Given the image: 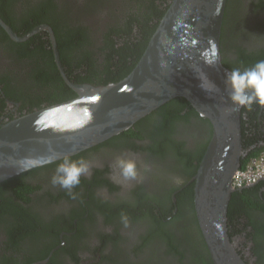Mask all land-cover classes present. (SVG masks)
Wrapping results in <instances>:
<instances>
[{"label":"flooded vegetation","instance_id":"flooded-vegetation-1","mask_svg":"<svg viewBox=\"0 0 264 264\" xmlns=\"http://www.w3.org/2000/svg\"><path fill=\"white\" fill-rule=\"evenodd\" d=\"M170 1L0 0V20L12 34L22 37L39 25H49L53 34L44 29L19 40L0 23V124L48 104L46 95L59 93L52 89L55 81L62 80L66 85L65 78L86 76L87 70L81 65L88 60V72L94 70L93 61L102 70L113 48H122V52L113 55L111 68L115 63H133V56L125 49L130 38L127 33L117 35L118 30H125L129 18L137 13L141 22L146 12L153 13L155 23L158 7L162 14ZM20 3H68L70 8L64 10L67 23L79 27L72 30L73 43L62 37L63 24L54 28L47 15L30 16L31 9ZM232 5L239 13L231 14ZM131 26L135 31L137 21ZM86 28V39L78 40L81 29ZM111 37L115 47L109 42ZM221 42L222 61L231 70L244 71L264 60V0H227ZM82 51L88 55L80 60ZM88 81L84 82L97 84ZM38 96L40 102L30 100ZM176 115L171 134L165 138L168 146L161 145L164 138L159 131L149 138L124 135L109 141L123 131L69 157L83 158L90 170V175H82L70 192L52 183L56 167L63 160L8 180L0 187V264H21L20 260L26 258L34 259L28 264H47L51 258L54 264H204L203 255L212 264L202 245L204 252L193 247L194 240L204 242L192 192L193 177L212 127L182 103L177 105ZM240 125L242 159L264 152V106L253 103L250 111L242 109ZM172 139L178 143L173 144ZM154 145L157 152L150 148ZM118 160L135 163V179L121 175ZM18 184L23 185L22 193L17 191ZM248 190L257 202L248 211L228 210L229 234L249 264H264V180L235 192L246 191L253 197Z\"/></svg>","mask_w":264,"mask_h":264},{"label":"water","instance_id":"water-1","mask_svg":"<svg viewBox=\"0 0 264 264\" xmlns=\"http://www.w3.org/2000/svg\"><path fill=\"white\" fill-rule=\"evenodd\" d=\"M226 1L171 0L136 64L117 82L96 85L65 78L55 50L66 86L76 95L0 124V183L73 157L128 130L172 99L183 100L212 127L192 191L204 248L212 264H249L228 229L231 195L259 180L232 186L234 173L249 158L242 159L241 147L245 107L231 100L232 70L222 63ZM5 27L19 40L39 30L51 31L49 25H39L19 37ZM49 158L52 163H46Z\"/></svg>","mask_w":264,"mask_h":264},{"label":"trees","instance_id":"trees-1","mask_svg":"<svg viewBox=\"0 0 264 264\" xmlns=\"http://www.w3.org/2000/svg\"><path fill=\"white\" fill-rule=\"evenodd\" d=\"M67 4L68 3H64V4L63 3H20L21 6H26L27 8L31 9V14H29L30 16H33V17L40 16L41 18H44V16L47 15L48 16L47 18H50L49 22L51 23V25L54 28L58 27L57 29H59V26H61L63 24L64 25V27H63L64 31L62 32V37L65 36L66 39L67 38L71 39V42H72V38L75 39V36L71 35L72 30L75 31L79 27L69 25L67 23L68 18L66 17V15L68 13L66 11H64L67 9ZM76 5H78V3ZM81 10L82 9H80V11ZM14 13H16V14L18 13V11L16 10V3L14 4ZM81 13L86 14V11L83 10V11H81ZM137 14H135L134 18H132V17L129 18V21L127 23L125 30H118V32H117V35H125L122 33H127V35L129 36L130 40H129V42L126 43L125 49L130 56H133V58H132L133 63H128V64L127 63H120V64L115 63L114 67L111 68L113 65L112 60H111L113 55L114 54L120 55L122 52V48H119V49L113 48L112 54H109L108 57L106 58V60H105L106 63H104V67L102 68V70L99 69L94 64V61H93L92 66L94 67V70L88 72L87 67L88 66L90 67V60H88L85 63V65H81L83 68L84 67L86 68L88 74L86 76L75 75V78L72 77L75 81L84 82V81L89 80V81H93L94 83H97L96 85H103V84H107L109 82H117L120 79H122L124 76H126L131 71V69L136 64V61L139 59L142 52L144 51V49L147 45V42L149 41L150 36L152 35V33L154 32V30L156 28V22L154 23L152 20V19H154L153 13L146 12L144 20L142 22L140 20H137ZM162 14L159 11V7H158V9L155 12V15H156L158 20H160V15L162 17ZM18 16L20 19H23L22 18L23 15L21 16L18 14ZM27 19L28 18L26 17V21L28 22ZM134 20L137 21V24H138V27L135 31L132 30V26H131V24L134 22ZM69 30H70V32H68ZM87 33H88L87 28L81 29L80 36L77 37L78 40L86 39ZM110 41H112L113 47H115L116 41L114 40V38L111 37V40H109V42ZM68 42H70V41L67 40V43ZM58 44L60 45V43H58ZM221 50H222V48H221ZM62 54H63V51H61V56H62ZM80 55L82 56V58L80 60H82L88 54H86V52L82 51V52H80ZM241 56H242L241 58L245 59V57L243 55H241ZM251 61L254 62L256 60L253 57H251ZM222 62L225 66H227L229 68L228 63H226L224 61H222ZM76 64H78V62ZM100 78H102V79H100ZM94 79L98 80V81H95ZM42 85H49V83H44ZM53 85L54 86H52L53 87L52 89L53 90H59V93L55 94V95H46V101H48V104H46V105H51V104H54V103H57L60 101L68 100V99L73 98L76 95L74 93V91L70 90L69 88H67L66 85L63 84L62 80H60L59 82H58V80L55 81V84H53ZM54 98H59V99H54ZM30 100H32L33 102H37V101L40 102L41 98H40V96H38V97L30 98ZM180 103L184 104L185 101L172 99L171 101H169L166 104L159 107L154 112L146 115L145 117H143L142 119L137 121L134 124V127L124 131L123 133H121L120 135H118L116 137H113L112 139H109V141L114 140V139H118L124 135H128L129 137H132L134 135H137V136L141 135V138L144 139L146 137L149 138V137L154 136L155 133L157 131H159L161 134V138H164L162 140H165V142H163L161 140V145L162 146L163 145L164 146L170 145L169 142H166L165 138L169 137V135L171 134V131L173 129V122L177 118L176 107ZM46 105H43V106H46ZM43 106L38 105V106H36L37 107L36 109L41 108ZM30 111H32V110H30ZM163 111H165V112H163ZM154 116L156 117L155 120L150 121V119ZM10 118H12V116H10ZM172 140H173V144L178 143L177 140H175V139H172ZM150 148H152L155 152H157L155 145L150 146ZM254 155H256V154H252L251 156H254ZM25 173H27V172H25ZM25 173L19 175V177L23 176ZM19 177L16 176V177H14V179L9 180V181H14ZM9 181L7 180L5 182L0 183V187L4 186V184L9 182ZM16 187H17V191L19 193H22L23 185L18 184V185H16ZM190 192H191V190H190ZM248 193L251 194L253 197H249L248 195H246V191H244L242 193L235 192L232 194L230 205L228 208L229 213H231V208L232 209L238 208L242 211H248L249 209H251L255 206L257 201L254 198V194L250 190H248ZM201 245L203 246V249H204V245L200 244V247H201ZM193 247H195L194 243H193ZM32 260H34V259L33 258H26V259L20 260V262H21V264H28ZM54 263H55L54 259L51 258L47 264H54ZM2 264H6V263L2 262ZM207 264H209L208 261H207Z\"/></svg>","mask_w":264,"mask_h":264},{"label":"clouds","instance_id":"clouds-1","mask_svg":"<svg viewBox=\"0 0 264 264\" xmlns=\"http://www.w3.org/2000/svg\"><path fill=\"white\" fill-rule=\"evenodd\" d=\"M228 82L232 87L231 100L237 107H245L250 111L253 103L264 106V60L258 61L253 67L244 71L232 70L228 76ZM46 163H52V158H49ZM117 164L125 179L136 178V165L133 161L118 160ZM56 173L57 175L52 177L53 185L59 184L61 188L70 192L80 183L82 175H90V170L83 158L71 160L65 156L57 165Z\"/></svg>","mask_w":264,"mask_h":264},{"label":"built area","instance_id":"built-area-1","mask_svg":"<svg viewBox=\"0 0 264 264\" xmlns=\"http://www.w3.org/2000/svg\"><path fill=\"white\" fill-rule=\"evenodd\" d=\"M262 178H264V153L250 157L243 167L234 173L232 186L242 187L255 183Z\"/></svg>","mask_w":264,"mask_h":264},{"label":"rangeland","instance_id":"rangeland-1","mask_svg":"<svg viewBox=\"0 0 264 264\" xmlns=\"http://www.w3.org/2000/svg\"><path fill=\"white\" fill-rule=\"evenodd\" d=\"M234 5H232V11H231V14H237V13H239L236 9H234ZM67 8H70L69 7V5L67 4ZM228 33H230V31L228 32ZM186 241V244L187 245H189V239H187V240H185ZM194 245H195V247H196V249L199 251V249L200 248H202V247H200V244H199V242H197V241H195L194 240ZM203 250V249H202ZM203 252H204V250H203ZM203 254H205V253H203ZM203 259H204V264H207V257H206V255H203ZM190 261V260H189Z\"/></svg>","mask_w":264,"mask_h":264}]
</instances>
